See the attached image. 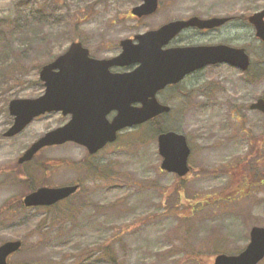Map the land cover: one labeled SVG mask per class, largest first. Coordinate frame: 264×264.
I'll return each instance as SVG.
<instances>
[{"label": "rangeland", "instance_id": "1", "mask_svg": "<svg viewBox=\"0 0 264 264\" xmlns=\"http://www.w3.org/2000/svg\"><path fill=\"white\" fill-rule=\"evenodd\" d=\"M162 1L160 13L136 20L129 11L139 0H0V63L9 64L0 66V244L23 241L11 264H109L111 241L119 264H213L220 252L241 251L252 226H264V114L249 106L264 97V66L257 64L264 44L248 21L264 0ZM183 8L237 19L212 33L184 32L174 44L244 47L250 69L220 63L188 76L160 93L172 106L160 123L126 129L95 156L67 142L18 162L35 139L69 119L55 111L16 136L3 135L13 120L9 99L43 92L36 84L42 65L74 40L108 56L135 27L144 32ZM159 124L185 134L192 146L186 191L185 182L160 167ZM77 181L81 189L53 206L22 203L37 187Z\"/></svg>", "mask_w": 264, "mask_h": 264}, {"label": "water", "instance_id": "2", "mask_svg": "<svg viewBox=\"0 0 264 264\" xmlns=\"http://www.w3.org/2000/svg\"><path fill=\"white\" fill-rule=\"evenodd\" d=\"M158 0H144L132 12L139 16L156 10ZM256 29V36L264 41V8L248 17ZM226 17L203 18L193 16L187 20L167 22L157 29L121 41L122 51L112 58H95L81 41L69 48L40 70L45 91L37 97L13 98L9 103L14 122L4 133L14 136L35 117L51 111H62L71 118L63 125L50 129L35 140L18 158L19 163L29 161L42 148L74 141L95 153L117 138L118 131L126 126L143 123L171 107L160 102L157 92L169 83L180 81L186 74L209 64L228 63L248 69L250 55L244 47L225 43L187 45L163 49L182 29L189 26L214 28ZM139 63L135 71L111 73L112 65ZM135 102V106L133 105ZM136 103H140L137 105ZM264 112V98L250 105ZM118 113L109 120L107 114ZM158 150L163 160L161 167L169 172L184 175L190 148L183 133L175 130L158 135ZM79 184L41 186L23 198L26 206L52 205L75 193ZM22 246L20 239L0 244V264H9L8 258ZM264 258V226H254L247 246L237 254L219 253L213 264H257Z\"/></svg>", "mask_w": 264, "mask_h": 264}, {"label": "flooded vegetation", "instance_id": "3", "mask_svg": "<svg viewBox=\"0 0 264 264\" xmlns=\"http://www.w3.org/2000/svg\"><path fill=\"white\" fill-rule=\"evenodd\" d=\"M143 1L144 0H139V2L137 3V4H135L132 8H134V7H136V6H138V5H140V4H142L143 3ZM162 0H158V4H157V8H156V10L154 11V12H152V13H149V14H143V15H141V16H139V15H137V14H134L131 10H132V8L130 9V11H129V16L130 17H132V18H135L136 20H139V19H143V18H147V17H151V16H155V15H157L158 13H160L159 11L161 10V5H162ZM193 16H199V17H205V18H209V17H213V16H221V17H226L227 18V20L224 22V23H222L221 25H219V26H217V27H214V28H199V27H196V26H189V27H187V28H184V29H182L176 36H174L167 44H165V45H163V49H170V48H172V47H179V46H187V45H200V44H196V43H192V44H186V45H177V44H174V40L176 39V38H178V37H180L184 32H187V31H194V32H197V33H212V32H215L216 30H219V29H222L223 27H225L226 25H228V24H230V23H232V22H234L236 19H237V17H236V15H234V14H222V15H208V16H202V15H199L198 13H197V11L195 12L194 10H190V9H186V8H183V12L181 13V15H178V16H174L173 18H169L170 20H168V21H166V22H164V23H162V24H165V23H167V22H170V21H173V20H179V19H184V20H187V19H189V18H191V17H193ZM249 21V20H248ZM250 23V22H249ZM162 24H160V25H158V26H156V27H153V28H150V29H157V28H159ZM136 29H137V27H135V33H133V34H131L130 36H127V37H125V38H131V39H133V42L135 43V42H138V39L136 38V35L138 34V33H140L138 30L136 31ZM149 30V29H148ZM124 38H122V39H120V41H119V43L117 44V47L115 48V52L114 53H112V54H110V55H108V56H98L97 54H95L94 52H93V49L90 47V46H87L86 44H84L83 43V41L82 40H80L88 49H89V55L91 56V57H95V58H112V57H114V56H117L121 51H122V44H121V41L123 40ZM219 43H225V42H217V43H213V44H219ZM226 44H228V43H226ZM138 64L139 63H135V61L134 62H132L131 64H126V65H112V66H110L109 67V70H110V72L111 73H124V72H131V71H135V68L138 66ZM217 64H220V63H217ZM227 64V63H226ZM209 65H216V64H209ZM209 65H206V66H209ZM206 66H204L203 68H205ZM203 68H198V69H196V70H193L192 72H190V73H188V74H186L180 81H178V82H175V83H169V84H167L163 89H161V90H159L158 92H157V96H158V98H159V96H160V93H162V92H164V91H166V90H169V89H171V88H176V89H178V87H180L179 85H181V83L182 82H184L187 78H188V76H190V75H192V74H195V73H197L198 71H200L201 69H203ZM39 84L40 85V87L41 88H44L45 89V85H44V82L43 81H41V82H36V84ZM42 85V86H41ZM44 91V90H43ZM43 93V92H42ZM42 93H40L39 95H41ZM39 95H37V96H39ZM37 96H34V97H37ZM21 97H31V96H21ZM159 100L161 101V99L159 98ZM161 102H163V101H161ZM166 104V103H165ZM133 105L135 106V102H133ZM167 105H169V104H167ZM170 106V105H169ZM171 107V109L168 111V112H163V113H161V114H159V115H157V116H155V117H153V118H151V119H149L147 122H150V123H155V125L156 124H158V123H160V120H161V118L163 117V115H167V114H170L171 112H172V106H170ZM52 112H55V111H51V112H46V113H44V114H41V115H39V116H37L36 118H34L24 129H26L30 124H32L35 120H37V119H39L40 117H43V116H45V115H48V114H50V113H52ZM118 113V111L116 110V109H113V110H111L108 114H107V118L109 119V120H111L116 114ZM71 114H69V118H71ZM13 117V116H12ZM12 122H13V120H12ZM160 125V124H159ZM158 127V126H157ZM166 127H168L167 125H166ZM133 128H135V124L134 125H132V126H126V127H124L123 129H121V130H119L118 131V134H117V138H116V140L115 141H113V142H109V143H107L101 150H99L98 152H96V153H94V154H91V153H89L88 152V155L89 156H95V155H97V154H99V152H101L103 149H105L107 146H109V145H111V144H113V143H115L118 139H119V136H120V134L123 132V131H126V129H128V130H130V129H133ZM169 130V129H168ZM23 131V130H22ZM157 132H161V131H163L162 130V127H161V125L157 128V130H156ZM185 135V134H184ZM186 136V135H185ZM186 138H187V143H188V145H189V148H190V154H189V157H188V161H187V164H188V167H189V171L186 173V174H184V175H179V174H177V173H175V172H169V171H167V172H169V173H173V174H175V175H177V177L179 178V180L180 181H182V182H185V185H183L182 187L183 188H185V191H186V189H187V184H188V181H190V179L192 178V175L194 174V167H193V165L191 164V162H190V160H191V154H192V146H191V144H190V142H189V140H188V137L186 136ZM56 146H59V145H51V146H46L45 148H50V147H56ZM44 148V149H45ZM38 155V153L34 156V158H36V156ZM33 158V159H34ZM162 158V157H161ZM251 159V155L249 154V155H247V158H246V160H245V162L247 163L249 160ZM162 160H163V158H162ZM162 160H161V163H162ZM160 167H161V165H160ZM165 171V170H164ZM213 171H215V170H213ZM249 174L247 173L246 174V177L248 176ZM75 183H79L80 185H81V183L79 182V181H77V182H75ZM182 189V188H181ZM181 191H183V190H181ZM185 191H183L184 192V194H185ZM196 199H197V203L196 204H198L199 205V202H200V207L201 206H203L204 205V202L202 201V200H199L198 198H197V195H196ZM191 200V199H190ZM191 201H193V199L191 200ZM190 201V202H191ZM190 206L191 205H195V204H189ZM255 226V225H254ZM253 227V226H252ZM251 227V228H252ZM251 230V229H250Z\"/></svg>", "mask_w": 264, "mask_h": 264}, {"label": "trees", "instance_id": "4", "mask_svg": "<svg viewBox=\"0 0 264 264\" xmlns=\"http://www.w3.org/2000/svg\"><path fill=\"white\" fill-rule=\"evenodd\" d=\"M6 22L9 23L8 21H6ZM262 44H264V42ZM7 61L8 60L5 58V60H2V62L0 63V66L3 67L2 70H7L8 69L9 64L6 63ZM252 64H253V62H252ZM252 64H251V66H252ZM257 64L260 65V66H264V55H261L260 62L257 63ZM94 169H96V168H94ZM203 202H204V200H203ZM201 208H202V206H201ZM114 246H115V241H111L109 243L108 247H107V253L106 254L108 255L107 256V261H108L109 264H119L118 263L117 254L114 251Z\"/></svg>", "mask_w": 264, "mask_h": 264}]
</instances>
